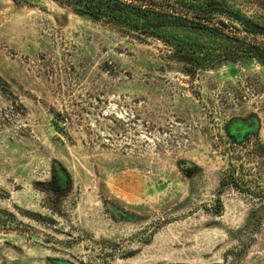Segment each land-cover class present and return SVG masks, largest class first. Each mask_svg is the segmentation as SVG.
Here are the masks:
<instances>
[{"label":"rangeland","instance_id":"1","mask_svg":"<svg viewBox=\"0 0 264 264\" xmlns=\"http://www.w3.org/2000/svg\"><path fill=\"white\" fill-rule=\"evenodd\" d=\"M221 1L264 26V0ZM232 120L255 128L235 142ZM6 212L0 264H264V62L190 77L159 40L0 0Z\"/></svg>","mask_w":264,"mask_h":264},{"label":"trees","instance_id":"2","mask_svg":"<svg viewBox=\"0 0 264 264\" xmlns=\"http://www.w3.org/2000/svg\"><path fill=\"white\" fill-rule=\"evenodd\" d=\"M60 1L78 11L83 18L105 23L139 43L147 39L163 42L170 49L171 58L184 64L185 73L190 77L224 61L250 57L264 62V43L257 41L258 37L264 39V26L226 6L221 0H180L175 5L153 0ZM167 28L189 30L212 40H217L220 35L224 38L221 43L191 41L169 35L165 31ZM234 31L243 35H236ZM253 126L255 128L252 121L232 120L227 134L235 142H240L252 133ZM58 177V174L56 178L54 176L55 185L60 182ZM2 214L5 218L1 217L0 223L8 218L14 219L11 213Z\"/></svg>","mask_w":264,"mask_h":264}]
</instances>
